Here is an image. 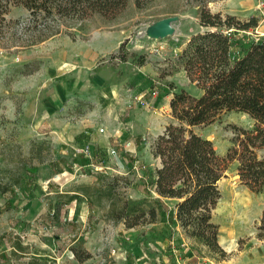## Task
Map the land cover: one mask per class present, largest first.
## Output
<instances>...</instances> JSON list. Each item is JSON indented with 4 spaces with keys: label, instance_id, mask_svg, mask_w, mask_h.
<instances>
[{
    "label": "rangeland",
    "instance_id": "1",
    "mask_svg": "<svg viewBox=\"0 0 264 264\" xmlns=\"http://www.w3.org/2000/svg\"><path fill=\"white\" fill-rule=\"evenodd\" d=\"M257 1L215 0L208 7L242 21L256 17L259 26L251 32L264 37ZM28 16L27 10L13 8L0 26V263L35 258L81 264L72 248L97 245L83 264H176L174 249L187 264H264V191L255 193L241 183L237 162L219 182L221 199L213 211L224 255L164 222L127 231L106 218L107 203L93 206L84 198L58 203L79 187L94 185L102 172L126 177L127 196L159 197L151 185L153 170L161 167L153 147L178 124L171 116L172 88L201 94L179 59L189 40L205 30L198 5L128 0L114 17L66 22L76 40L63 34L19 51L10 40L8 20L18 30ZM164 22L171 23L172 34L150 33ZM113 82L119 86L115 92L108 89ZM254 124L248 114L229 110L191 130L225 156L237 129ZM163 201L168 210L174 207L173 200ZM15 240L31 248L29 257L12 256Z\"/></svg>",
    "mask_w": 264,
    "mask_h": 264
},
{
    "label": "trees",
    "instance_id": "2",
    "mask_svg": "<svg viewBox=\"0 0 264 264\" xmlns=\"http://www.w3.org/2000/svg\"><path fill=\"white\" fill-rule=\"evenodd\" d=\"M193 1L199 7L200 25L205 30L189 40L179 59L201 94L172 88L171 116L178 124L170 125L153 147L161 167L153 170L151 185L159 197L127 196L122 191L128 187L126 177L102 172L96 175L94 185L81 186L58 203L65 206L79 198L93 206L107 203L106 218L123 223L128 230L168 223L195 244L224 255L213 211L221 199L219 182L230 164L238 163L243 185L255 193L264 191V37L251 32L259 26L256 17L242 21L236 16L212 13L208 6L215 0ZM127 2L0 0V26L13 8L27 10L29 16L21 29H16L14 20L8 21L12 23L10 40L16 50H28L63 34L76 40L66 22L114 17ZM121 59L126 62L127 55H121ZM229 110L248 114L255 124L251 129H237L227 154L220 156L213 143L195 134L191 127L210 124ZM163 199L173 200L174 207L168 210ZM260 230H264V217ZM12 248V256L19 259L31 254V248L20 240L13 241ZM72 251L81 264L93 257L81 246ZM6 263L13 264L11 258ZM26 264L54 263L30 258Z\"/></svg>",
    "mask_w": 264,
    "mask_h": 264
},
{
    "label": "water",
    "instance_id": "3",
    "mask_svg": "<svg viewBox=\"0 0 264 264\" xmlns=\"http://www.w3.org/2000/svg\"><path fill=\"white\" fill-rule=\"evenodd\" d=\"M173 32V27L170 22L159 23L150 29V33L157 38H164Z\"/></svg>",
    "mask_w": 264,
    "mask_h": 264
},
{
    "label": "built area",
    "instance_id": "4",
    "mask_svg": "<svg viewBox=\"0 0 264 264\" xmlns=\"http://www.w3.org/2000/svg\"><path fill=\"white\" fill-rule=\"evenodd\" d=\"M257 8L260 11L261 15L264 17V0L257 1ZM114 153L116 152L114 151ZM181 246L184 247L185 244L183 243ZM173 254L175 255V260L177 262L176 264H187L182 255H180V253L178 254V251H176V249H174Z\"/></svg>",
    "mask_w": 264,
    "mask_h": 264
},
{
    "label": "crops",
    "instance_id": "5",
    "mask_svg": "<svg viewBox=\"0 0 264 264\" xmlns=\"http://www.w3.org/2000/svg\"><path fill=\"white\" fill-rule=\"evenodd\" d=\"M91 55L92 56H96L97 55V53H91ZM104 55H105V51H104ZM100 80L101 81H99V83L100 84H103V85H105L107 82H106V79H103V78H101L100 77ZM109 88L108 89H110V91H112V92H115L118 88H119V86H118V84L117 83H115V82H113V83H111L110 84V86H108ZM199 93H200V91L198 92V95H199ZM152 227V226H151ZM179 231H180V229H178ZM127 231H133V230H127ZM181 232V231H180ZM228 245L230 246V244H229V242H228ZM99 248V246H97V245H94V246H92V249H91V247L89 248V249H87L90 253H92L93 254V249L94 250H96V249H98Z\"/></svg>",
    "mask_w": 264,
    "mask_h": 264
}]
</instances>
